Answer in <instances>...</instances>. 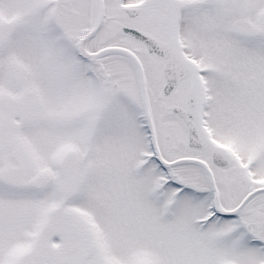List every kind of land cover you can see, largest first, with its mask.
Returning a JSON list of instances; mask_svg holds the SVG:
<instances>
[{"label":"snow or ice","instance_id":"1","mask_svg":"<svg viewBox=\"0 0 264 264\" xmlns=\"http://www.w3.org/2000/svg\"><path fill=\"white\" fill-rule=\"evenodd\" d=\"M0 264H264V0H0Z\"/></svg>","mask_w":264,"mask_h":264}]
</instances>
